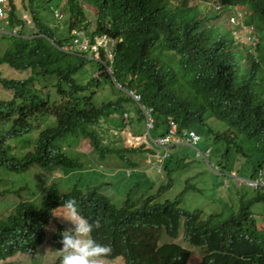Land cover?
Masks as SVG:
<instances>
[{
  "label": "trees",
  "instance_id": "trees-1",
  "mask_svg": "<svg viewBox=\"0 0 264 264\" xmlns=\"http://www.w3.org/2000/svg\"><path fill=\"white\" fill-rule=\"evenodd\" d=\"M67 1L72 27L86 21L78 0ZM88 1L98 10L96 32L90 36L104 33L116 40L109 62L113 75L136 88L143 102L154 108L151 130L162 129L160 133L165 134L168 119H173L180 130L208 131L216 145L214 161L224 172L235 169L255 177L262 171L264 183V0ZM44 2L52 9L63 1ZM210 3L220 5L218 14L203 8ZM39 5V0L5 3L11 26L21 24L19 32L25 33L28 25L21 12L27 10L37 32L33 37L0 34V64L22 74L30 71L25 77L0 72L1 92L4 95L8 90L11 95L0 97V196L9 192L21 196L30 186L47 183L55 175L65 176L70 189L53 184L56 190L51 186L37 203L22 198L13 203L0 217V264H10L7 259L18 253L34 257L55 211L67 213L66 199H73L77 212L90 223L99 222L108 243H118L130 264H249L251 246L263 253L262 239L252 238L257 224L248 219L253 204L264 206V184L248 189L238 214L219 220V214L204 218L202 210L164 200L161 195L170 185H165L168 178L186 179L182 162L188 157L180 154L173 166L165 161L162 170L149 171L147 175L152 172L153 177L137 176L142 173L137 157L155 150L146 143L125 141L124 112L129 125L133 123L125 104L131 101L127 95L111 100L98 96V88L117 92L105 65V52L101 49L96 60L64 51L63 45L75 35L68 30L67 37H60L42 18ZM235 8L249 11L250 23L260 25V38L252 50L221 26L226 13ZM78 14L81 19L76 21ZM94 70L100 73L78 78ZM25 133L26 138L13 140ZM83 141H88L90 151L76 155ZM17 150L23 153L18 155ZM95 155L94 161L101 162L118 158L124 166L122 180L132 178L133 183L119 193L105 192V180L87 175L88 166L82 162ZM74 172L78 177L73 175L69 181ZM142 183L148 184L146 190L140 189ZM237 222L242 226L239 229ZM64 230L60 227L52 237L58 249ZM164 237L165 243L160 244ZM181 243L205 245L212 253L192 263L191 253ZM114 250H118L116 245Z\"/></svg>",
  "mask_w": 264,
  "mask_h": 264
},
{
  "label": "clouds",
  "instance_id": "clouds-1",
  "mask_svg": "<svg viewBox=\"0 0 264 264\" xmlns=\"http://www.w3.org/2000/svg\"><path fill=\"white\" fill-rule=\"evenodd\" d=\"M62 1L65 2V4H62L63 5L62 9L59 8L58 6H55L56 8H52L51 11L53 12V14L55 15V17L57 19L64 18L65 13L68 11L69 18H68L67 22L69 25V30H71L73 35H75L71 41H68L63 45L62 49L64 51L74 53V54L79 53L86 58L96 59V60L100 59V55H99L100 53L99 52L101 49L105 52V58H106L105 62H108L105 65H106L108 72L111 74V79H112L113 85L117 88V92L116 93L112 92V93L115 94L116 97L118 95H125V96L127 95V97H129L131 99V101H133L134 105L137 107V110H140L141 115L144 117L145 122H146V127H147L146 134L136 136L129 129V127H130L129 119H128L127 113L124 112L123 115L125 117V121L128 123L127 127L124 130L128 129V131L131 132L133 134V136L135 137L134 139H137L140 141V142H136V144H134V145L146 143L148 146L154 148L155 151L153 153H147V155L150 159H152V158L156 159V162H154L155 169L157 168L158 171L162 170L163 165L166 161V158H169L171 156L170 148L177 146V145H188L186 143H175V142H170L167 145H160V144L157 145L154 143V141L157 142L158 139L165 137V136L170 134L172 122L177 127V131H176L177 135L184 136V132L189 133L190 131H193L199 136V140H198V142H199L201 140V136L197 130L191 129V128L190 129L184 128L183 130H180L177 122L173 119H168L167 128H166V131H164L165 134L160 133L162 135H158V137H156V138L153 137V135L151 134V129H153L154 122H155L154 108L152 106L146 105L143 102L142 95L136 88L127 86L125 83H122L121 81L117 80L116 77L113 75V70H112V66L110 65V63L113 59V48H114V45L116 43V40L114 38L108 36L107 34H104V33L94 34L92 36L93 37V40H92V37L90 35H92L93 33L96 32L97 18H96V26L92 30H90L91 23H90V21H88L87 18H86V21H83L82 24H80L78 26L75 25V27H72L73 14L71 12L70 4L68 3L67 0H62ZM6 2H7V0H5L4 2H0V6L4 10L3 15L0 14V20L5 21V24L0 25V34L17 35V36L22 35L25 37L35 36L36 32H37V28H35V26L31 22L29 14H27L26 17L24 16V14L26 13L25 11H24V13L22 12L21 14H22V18L24 20H27L28 26L25 29L26 32L23 34L19 32L20 29L22 28L21 24H19V25L13 24V26H11V23L9 21L8 11L5 9V3ZM78 2H79V6L83 10L85 17H87V15H86L87 13H86V8H85L84 4L90 5L92 8L97 10V6H95L91 2L89 3L88 0H78ZM207 7L209 8V11L212 12L213 14H218L220 11V5H218L217 3H210L209 6H205L203 8L206 10ZM238 13L241 14L238 22H233L231 20V18L237 17ZM226 14L228 16V19L224 20V22L226 24L230 25V28H231L230 30L232 31L236 41L242 42L245 49H248V50L254 49L256 44L258 43V42L257 43L255 42L256 38L258 37V32L256 31L255 26L252 23H250V24L244 23L245 12L242 11L240 8H235V9H232V11L230 13L227 12ZM97 16H98V10H97ZM75 18H76V21H79L81 19V14H78ZM44 21L48 23L47 20L44 19ZM86 23H88V28L84 27V24H86ZM31 26L33 27V30L29 31L28 28ZM251 27H252V29H251ZM38 35H44V34L39 33ZM248 36H251L254 40L253 41L248 40ZM68 48H70V49H68ZM254 53H256V52H254ZM88 66H89V64L86 65V67H88ZM86 67H84V68H86ZM79 75H81V74H79ZM90 75H91V72H90ZM89 76H87L85 79L89 78ZM135 94H139L140 95L139 98H136ZM34 131L37 132V129L35 128ZM115 133H116V131H115ZM23 135L24 134L18 135L16 137H14V139L15 140H21V139H24L27 137V133H25L24 138H22ZM198 142H197V144H198ZM196 145L193 146L194 148H196V151H197L196 155L202 157L204 160H206L209 163L211 168L217 170V174L221 177V180H222L221 188L226 193H228L227 189L229 186L232 185V188H234L236 190L235 196H231L230 201H233L235 199H239L240 200V208L242 206V201H244V198H245V196H244L245 194H241L240 190H242L243 188H246V189H253L254 188L255 189L256 187L264 184L263 181L261 180L262 171H259L258 175L255 177L254 176L249 177L246 175H241L235 169H232L228 172H224L220 168L219 164H216L215 162L212 163L209 161L208 155L210 156L212 151H213V148L211 146L208 149H206L205 151H202V150L198 149L196 147ZM159 150H162V154L159 152ZM82 152H84V151H82ZM180 154H184V153L180 152ZM182 163H183V165H185V161H183ZM130 173H131V170H128V174H130ZM89 175H92V174L89 173ZM25 176L26 175H23L24 178H25ZM237 178L242 179L241 180L242 184L241 185H238L237 183L231 184L230 180L234 179L236 181ZM64 179H65V176H62V175L49 176L47 183H41V185H39V187H37V188L35 187V189L32 190V191L36 192L33 195L40 193L42 196H44L45 194H48L51 186L54 190H56V188L53 184H56L58 188H61L60 184H63L67 187V189H70L69 186L67 185V182L65 181L66 179L65 180ZM185 181L186 180L184 179L183 182H179L172 177L168 178V180L165 182V185H168L169 183H170V185H168L167 187H164L163 194L165 196L166 195L172 196V198L174 200L179 201V205H180V200H182V198L186 197V195H187V193H189L188 191L190 189V187L185 183ZM61 189H63V188H61ZM233 192H235V191H233ZM42 196H41V198H42ZM180 197H181V199H179ZM41 198L38 201H41ZM28 200H30V199H28ZM32 200L34 202H36L35 197ZM212 204L215 206V208L210 213L206 212L205 207H201V209L197 208V207H193L190 210H193L194 208L202 210L204 218H207L210 214H219L220 217H216L217 220L223 219V218L224 219L228 218L229 216H231L233 214H238V212L240 211V208H239V210L236 213L232 212L230 214H225L224 210L222 209V207H223L222 202H212ZM63 205H64L66 212L68 213V217H65L63 215H60V216L67 219L68 221H70L72 224V227L61 232V241H60L61 248L58 249L54 245L56 251L60 252V254H58V257L53 264H94L97 262V260L103 259V257H97V256L107 252L108 251L107 246L98 243L90 235L93 227L98 226L99 222L93 221L90 223L88 218L80 215L76 210V203L73 199L64 200ZM250 212L251 213H249L248 221L250 223H256L257 224V230L253 229V231H252V233H253L252 238H257V239L260 238V239H262V241L264 243V206L257 202L256 204L252 205ZM55 217H56V215L54 213V218ZM54 218H52L51 220H53ZM51 220L49 221V223L51 222ZM49 223H48V225H49ZM60 227L61 226L58 227V230ZM241 227H242L241 224L239 222H237L236 228L239 229ZM45 228H44V232H45ZM100 228H103V227L100 225ZM45 234H46V232H45ZM165 238L166 237H164L160 241V244L165 243ZM177 239H175L174 242H179V240H177ZM44 241H45V239L43 240V242L40 245L46 243ZM50 242H51V244H53L52 239ZM182 244H183V247L191 253L190 260L192 263L200 262L203 259L204 255L212 253V251L208 250L205 245L195 246V245H190V244L186 245L184 243H181V245ZM114 251L115 250L113 249L112 252H114ZM193 251H196L198 254H202L201 260H199L197 262H194L192 260ZM251 251L253 252V258L247 259L246 262H248L249 264H264V252L259 253L252 246H251ZM92 259H94L95 262H92ZM7 260H9V259H7ZM1 261L5 262L3 260H1ZM126 262H127V264H130L128 257H127ZM109 263L113 264L111 262H109ZM10 264H11V262H10ZM102 264H104V263H102ZM105 264H108V263L105 262Z\"/></svg>",
  "mask_w": 264,
  "mask_h": 264
},
{
  "label": "rangeland",
  "instance_id": "rangeland-1",
  "mask_svg": "<svg viewBox=\"0 0 264 264\" xmlns=\"http://www.w3.org/2000/svg\"><path fill=\"white\" fill-rule=\"evenodd\" d=\"M39 1H40V5L38 9L40 10L43 19L48 21V23L51 25L52 28L55 29L56 33L59 34L60 37H67L68 30H69V25L67 22L69 18L68 11L65 13L64 18L57 19L55 15L53 14V12L51 11V9H47L45 7V2H44L45 0H39ZM58 4H59L58 7L62 9L63 8L62 4H65V2H60V3L58 2ZM84 5L86 8V13H87L86 18L88 19V21H90L91 23L90 30H92L96 26L97 10L92 8L90 5H87V4H84ZM243 11L245 12L244 23L250 24L251 22L250 12L245 11V10ZM22 12L24 13L23 10ZM25 12L26 13L24 14V16L26 17L29 11L26 10ZM223 19L224 20L228 19L227 14L224 16ZM0 21L2 22V23L0 22V25L5 24V21L3 20H0ZM252 24L255 26L256 31L259 33L260 25L256 22H253ZM221 26L225 27L226 29H231L230 25L226 24L225 22H222ZM28 29L29 31H31L33 30V27L31 26ZM260 36H263V34L261 33ZM257 38L259 39L260 37L258 36ZM257 38L255 41L256 43L258 42ZM0 72H2L3 76H8V77H14V76L25 77V76H28V74L30 73L29 70H26L22 74L21 71L12 69L4 64H0ZM99 73H100L99 70H94L91 72V75L96 76ZM89 75H90V72L88 75L84 73V74L78 75V78H85L86 76H89ZM97 90H98V96L101 97L102 95V97H105L106 100L115 99L116 97V95L113 94L114 92L112 93V92L106 91L104 93L105 90L102 88H98ZM4 91H7V92L4 93L3 95L2 94L3 91L1 92V89H0V97L5 96V98H7L11 96L9 94L10 91L8 90H4ZM125 104L129 112V117L131 118V121H133L129 129L136 136L145 135L147 132V127H146V122H145L144 117L140 114L139 110H137V107L134 105L133 101H130V102L126 101ZM139 118H143L144 120H140ZM210 122L212 123L213 126H218V123L215 120H210ZM110 130L114 132L117 131V129H111V128ZM161 131L162 129H160V131L158 132L157 130H151V134L153 135L154 138H156L158 137ZM39 132L40 130L37 129V133ZM133 134L129 132L128 129L124 130L125 141L129 144L134 145L136 144V142H140V141L137 139H134L135 137L133 136ZM200 136H201V140L198 142L196 147L202 151H205L211 146L213 148V152H212V155L210 156L208 155V157H209L210 162L212 163L215 162L214 152H215L216 145L213 143L212 134H209L208 131L204 130L200 133ZM24 137H25V134L22 136V138ZM81 151H84V152L90 151L89 146H88V141H83L76 148V155H80ZM159 152L162 154V150H159ZM170 152H171V157H170L171 159L169 160L168 158H166V161H171L172 166L174 165L175 161L179 157L180 152H183L188 157L185 160V165L183 166L182 171L186 175L185 183L189 187L193 188L194 190H189L188 191L189 193H187L186 197L180 200V205L182 207L191 208V209L193 207H197L200 209L201 207H205L206 212L210 213L215 208L212 202H222L223 203L222 209L224 210L225 214H230L232 212L236 213L239 210L240 200L235 199L233 201H230L231 196H235L236 190L232 188V185L228 187L227 189L228 193H226L221 188L222 180H221V177L217 174V170L211 168V166L206 160L196 155L197 153L196 148L190 145H177V146L170 148ZM22 153H23L22 150H17L18 155ZM95 157L96 155L93 157V159L88 158V157L82 158V162H84L83 164L88 166L85 168L86 169L85 172L87 173V175L88 173L92 174V176L94 174V178L96 180L98 181L103 180V179L105 180V181L103 180L104 182L107 183V184H104L103 186L105 189V192L119 193V191H122L124 187L131 185L133 183L132 178H127L124 181L122 180L124 176V171H123L124 166L122 165L121 162H119L118 158L109 157L105 160V162H101V161H94ZM137 160L139 162V169H141L140 172H142L141 174L137 176H146V177L152 176L153 177L154 173L151 172L150 175H147V174H149V171L154 172L153 170L155 168L154 162H156V159L154 158L150 159L147 154H143V155L140 154L137 157ZM117 163H119L120 165H118ZM121 168L122 170H119ZM97 169H100L103 172V175L99 171L96 172ZM143 174H146V175H143ZM73 175L76 176V178L78 177L77 172H74L72 175L68 177L69 181L71 179H74ZM241 180L242 179H238V178L236 179V181L234 179H231L230 182L231 184L237 183L238 185H241L242 184ZM35 187H39V184H37V186H34V185L30 186L28 190L21 192V196H18L17 194H13L10 192L5 193L4 195L0 196V217L3 215H6L8 211L12 209V206L14 205L13 203L21 200V198L32 200L35 197L36 202H37L41 198L42 195L40 193L33 195L36 193L32 191L33 189H35ZM60 187L63 188V190H69L63 184H60ZM82 187L84 188L85 186H82ZM147 187H148V184L146 185L145 183H142L141 188L140 187L139 188L141 190H146ZM249 191L250 190L243 188L242 190H240V193L246 194ZM161 196L163 197L164 200L166 199L174 200L172 196H168V195L166 196L161 195ZM179 199H181V197ZM55 215L56 217L53 220H51L49 225L45 228L46 234H45L44 242L46 243L38 247L35 257H33L32 255L28 253H18L15 256L9 258V260L7 261H10L11 264H53L56 261L58 254H60V252L56 251L55 246L51 244L50 242L54 233L58 230L59 226L64 227L66 229H69L70 227H72V224L70 221L60 216V215H63L65 217H68V213H65L64 211H61V210H56ZM91 233L93 235L92 236L93 239H95L98 243L102 245H106L108 248L107 252L97 256V257H103V259L101 260L96 259L97 262L94 264H102V263L105 264V262L108 264H110L109 262L113 264H127L126 262L127 257L123 256V254L120 253V249H119L120 246L118 245V243L115 244V242H113L112 245H110L108 243L107 237H105L106 233L104 229L100 228L99 224L98 226L93 227ZM115 245H116V249L118 250L112 252V250L115 248ZM201 258H202V254H198L196 251H193L192 260L194 262L201 260ZM92 262H95V260L92 259Z\"/></svg>",
  "mask_w": 264,
  "mask_h": 264
},
{
  "label": "built area",
  "instance_id": "built-area-1",
  "mask_svg": "<svg viewBox=\"0 0 264 264\" xmlns=\"http://www.w3.org/2000/svg\"><path fill=\"white\" fill-rule=\"evenodd\" d=\"M5 0H0V2H4ZM4 13V10L3 8L0 6V14L3 15ZM241 14L238 13V16L237 17H233L231 18V20L233 22H238L239 18H240ZM252 29V27H251ZM248 40H251L253 41L254 39L251 37V36H248ZM139 94H135V97L136 98H139ZM176 131H177V127L175 124H173L172 122V126H171V129H170V134L165 136V137H162L160 139L156 141H154L155 144H160V145H167L169 144L170 142H175V143H186L188 145H191V146H195L199 140V136L193 132V131H190L189 133H186L184 132V136H179L176 134Z\"/></svg>",
  "mask_w": 264,
  "mask_h": 264
}]
</instances>
